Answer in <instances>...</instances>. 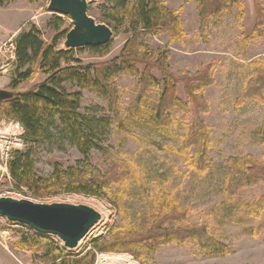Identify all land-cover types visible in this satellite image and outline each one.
Wrapping results in <instances>:
<instances>
[{"label":"rangeland","instance_id":"1","mask_svg":"<svg viewBox=\"0 0 264 264\" xmlns=\"http://www.w3.org/2000/svg\"><path fill=\"white\" fill-rule=\"evenodd\" d=\"M118 1L88 0L90 15L105 24L98 14V6L113 7ZM243 1V8L234 7L230 12L211 17L203 26L196 0L188 3L185 0H163L168 9L178 13L185 32L184 41L171 42L168 34L142 39L151 55H170L168 66L175 76L196 74L204 67L214 65L216 83L205 92L210 112L202 116L212 130L210 169L206 176H199L186 158L178 154L187 127L193 122L191 115L172 109L170 113L178 124L169 131L158 132L151 121L136 120L123 112L121 121L133 134L130 136L118 129V120L109 111L107 101L96 93L86 91L83 93L81 115L109 122L100 134L98 149L89 154L90 163L105 175L112 169L110 157L130 161L142 179V187L131 181L126 187L127 197L122 202L117 193L119 186L112 188V195L106 193L101 197L58 194L36 198L26 189L18 190L9 172V176L0 174V198L29 200L38 204L87 205L98 212L101 220L76 249H67L58 237L48 236L61 246L65 255L78 258L92 249L95 242L108 240L110 233L122 228L126 221L136 227L147 226L153 211L150 193L165 187L181 207H191V224L211 226L215 237L232 253L227 257H209L200 252L194 242L183 247L168 245L158 249L154 258L156 264H264V233L257 238L253 236V230L263 223L264 215L255 216L252 213L253 205L264 194V186L251 183L234 200H229L223 190L228 158L251 155L259 162L264 161L261 134L264 129V103L251 98L238 105V99L252 78L250 63L264 60V28L263 38L248 47L247 58L239 51V40L242 36H252L258 16L256 6L264 8V0ZM48 3L33 5L28 0H15L10 5L0 6V47L6 44L8 50L10 43H15L17 37L30 31L32 26L42 32L46 41L50 40L56 33L49 25L54 14L48 11ZM61 17L72 25L69 18ZM130 38L125 29L113 31L107 56L98 57L86 50L79 58L86 65L113 61L121 56ZM64 43L60 46L63 49ZM138 68L142 74L144 67L138 65ZM15 69L12 62L0 55V86L10 89L16 79ZM152 75L163 89L164 76L158 70H154ZM47 79L39 74L34 81L21 85L18 91L31 90ZM114 88L120 97L119 108L126 111L137 98L139 80L125 74L115 81ZM66 89L70 93L79 91L76 86H66ZM161 95L158 89L147 93L142 102L146 111L157 107ZM177 96L187 102L182 85L178 86ZM28 151L31 153L33 172L43 179L52 176L56 170L64 172L76 168L78 162L84 160L79 150L68 143L63 146L48 144L28 148ZM31 231L30 227L12 223L0 215V264H38L36 255L15 251L12 247L17 235ZM101 254L127 255L137 264H142L135 255L126 252L97 253L95 264L99 263Z\"/></svg>","mask_w":264,"mask_h":264},{"label":"trees","instance_id":"2","mask_svg":"<svg viewBox=\"0 0 264 264\" xmlns=\"http://www.w3.org/2000/svg\"><path fill=\"white\" fill-rule=\"evenodd\" d=\"M15 0H0L4 7ZM36 5L49 0H28ZM191 0H185L186 3ZM203 26L211 17L230 12L234 7L243 8V0H196ZM257 23L252 36H242L239 51L247 58L248 47L263 38L264 8L257 5ZM103 23L112 30L125 29L131 35L119 58L99 64L86 65L79 58L84 51L95 56L105 57L110 52V44L102 47L66 49L60 46L73 25L67 19L54 15L50 27L55 35L50 40L43 38L42 32L32 26L30 31L22 32L15 40L16 79L10 90L18 95L11 101L0 103V118L21 123L25 129L24 139L27 148L16 152L9 162L10 175L18 190L26 189L36 198L58 194H81L90 197L112 195V188L119 186V200L127 197V185L133 181L142 187V179L135 172L130 161L111 158L112 169L107 174L93 166L89 154L98 149L101 132L109 126L107 120L91 119L81 115L83 93H96L107 101L109 111L118 120V129L133 136L121 121L123 112L136 120L151 121L158 132L171 130L178 124L170 111L178 110L193 117L187 127L178 154L184 156L191 169L199 176H206L210 169L209 150L212 147V130L202 119L210 112V103L206 90L215 85L214 65L204 67L196 74L186 73L175 76L169 70L170 55L153 56L149 47L142 42L147 36L170 35L171 42L182 43L185 32L176 11L166 7L163 0H119L113 7L98 6ZM68 18V17H67ZM144 67V71L138 68ZM252 78L238 105L251 98L264 103V60L250 63ZM158 70L165 78L161 89L159 81L152 75ZM39 74L48 79L33 89L19 92L26 82L34 81ZM139 80L137 98L126 111L119 108L120 97L114 88L115 81L122 75ZM185 88L187 102L177 96L178 86ZM66 86H76L79 91L70 93ZM152 89H158L162 95L153 111H146L143 100ZM264 142V129L261 131ZM76 147L84 160L76 168L68 171L56 170L52 176L43 179L33 172L31 153L26 150L44 145ZM226 180L224 194L229 200L237 198L238 193L251 183L264 186V161L246 155L230 157L226 161ZM153 211L145 227H136L126 221L124 226L114 229L108 240L98 241L92 249L81 257L65 255L61 246L48 236L34 233L17 235L12 247L15 251L32 253L37 256L38 264H95L97 253L126 252L135 255L142 264H156L154 258L160 247L174 245L183 247L194 242L198 250L209 257H227L232 252L213 234L208 224L193 225L189 221L191 207H181L163 187L150 193ZM255 216L264 215V194L252 208ZM172 224L173 226H169ZM264 233L263 223L253 230V236Z\"/></svg>","mask_w":264,"mask_h":264},{"label":"water","instance_id":"3","mask_svg":"<svg viewBox=\"0 0 264 264\" xmlns=\"http://www.w3.org/2000/svg\"><path fill=\"white\" fill-rule=\"evenodd\" d=\"M48 11L72 22L64 43L66 49L102 47L113 39V30L90 15L87 0H49ZM17 95V91L0 89V103ZM0 215L39 235L58 237L70 250L76 249L101 220V215L87 205L38 204L13 198H0Z\"/></svg>","mask_w":264,"mask_h":264},{"label":"built area","instance_id":"4","mask_svg":"<svg viewBox=\"0 0 264 264\" xmlns=\"http://www.w3.org/2000/svg\"><path fill=\"white\" fill-rule=\"evenodd\" d=\"M0 55L8 62L16 64V44L10 43L9 49H6V44L0 47ZM24 126L16 121L0 118V174L9 176V162L13 155L27 148L24 139Z\"/></svg>","mask_w":264,"mask_h":264},{"label":"bare ground","instance_id":"5","mask_svg":"<svg viewBox=\"0 0 264 264\" xmlns=\"http://www.w3.org/2000/svg\"><path fill=\"white\" fill-rule=\"evenodd\" d=\"M98 262V264H137L132 258L127 255L101 254L98 257Z\"/></svg>","mask_w":264,"mask_h":264},{"label":"crops","instance_id":"6","mask_svg":"<svg viewBox=\"0 0 264 264\" xmlns=\"http://www.w3.org/2000/svg\"><path fill=\"white\" fill-rule=\"evenodd\" d=\"M1 89H6L5 86H0Z\"/></svg>","mask_w":264,"mask_h":264}]
</instances>
